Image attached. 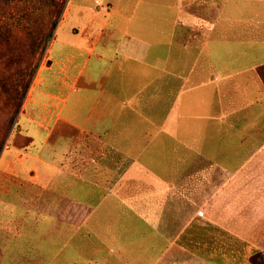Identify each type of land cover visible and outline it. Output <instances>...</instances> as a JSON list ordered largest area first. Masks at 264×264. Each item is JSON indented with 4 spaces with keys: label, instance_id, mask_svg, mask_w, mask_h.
I'll return each mask as SVG.
<instances>
[{
    "label": "crops",
    "instance_id": "crops-1",
    "mask_svg": "<svg viewBox=\"0 0 264 264\" xmlns=\"http://www.w3.org/2000/svg\"><path fill=\"white\" fill-rule=\"evenodd\" d=\"M42 61L0 264H264V0H67Z\"/></svg>",
    "mask_w": 264,
    "mask_h": 264
},
{
    "label": "rangeland",
    "instance_id": "rangeland-1",
    "mask_svg": "<svg viewBox=\"0 0 264 264\" xmlns=\"http://www.w3.org/2000/svg\"><path fill=\"white\" fill-rule=\"evenodd\" d=\"M55 9L56 5H51L48 0H18L9 4L4 3L0 7V127L7 119L10 105L15 101L13 93L15 84L20 86L17 90L22 88V82L28 79L29 71L39 59L42 43L31 46L30 49L28 46L25 49L26 44H32L34 37L36 38L34 41L39 43L52 23L51 13L54 14ZM43 64L44 61H40L23 101L26 106L25 108L21 106L20 112V115L28 118L29 123L34 124L41 133L45 127H49L44 106V103L49 102V97H44L40 84L42 79L40 76L37 77ZM31 89L32 92L28 95ZM17 132V126L14 125L11 134ZM12 139L13 137L6 141V149H9ZM27 149L28 147H24L22 150L24 153L17 156L22 157Z\"/></svg>",
    "mask_w": 264,
    "mask_h": 264
},
{
    "label": "trees",
    "instance_id": "trees-1",
    "mask_svg": "<svg viewBox=\"0 0 264 264\" xmlns=\"http://www.w3.org/2000/svg\"><path fill=\"white\" fill-rule=\"evenodd\" d=\"M15 1H18V0H0V7L2 5L5 4H9V3H12V2H15ZM24 1H29V0H24ZM50 2L51 5H56V9H55V13H51V16H52V23L48 29V31L46 32V34H44L42 36V38L40 39L39 43H37L36 41H34L36 38L34 37L32 40V44L30 43V45H28V43L26 44V47L25 49L28 48L30 49L31 46L34 47V45L36 44H41V49H40V55H39V59L38 61H36L34 67L32 68V70L29 71V74H28V79L23 83L22 82V88L18 91L17 88L20 87L18 86L17 84H15L13 90H14V94H15V101L12 105H10L11 109L10 111H8V115H7V119L4 121L3 125L0 127V154L6 144V141L8 140L10 134H11V131H12V128L13 126L16 124V118L18 117L19 115V112L21 110V106L23 105V101H24V98L28 92V89H29V86H30V83L39 67V63L41 61V58L42 56L44 55V51L46 50L47 48V45L49 43V40L51 39L52 37V34H53V31H54V28L57 24V22L59 21L61 15H62V12H63V9L65 7V4L67 2V0H48ZM258 73L264 83V65L259 67L258 68ZM19 84V83H18ZM28 142V138L21 135V134H18L16 135L15 137V140H14V144L19 146V147H23L27 144Z\"/></svg>",
    "mask_w": 264,
    "mask_h": 264
}]
</instances>
